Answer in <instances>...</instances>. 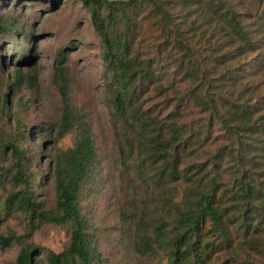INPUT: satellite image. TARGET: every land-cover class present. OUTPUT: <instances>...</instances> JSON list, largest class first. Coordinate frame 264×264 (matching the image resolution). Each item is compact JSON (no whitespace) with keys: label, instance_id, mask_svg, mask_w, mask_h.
I'll use <instances>...</instances> for the list:
<instances>
[{"label":"trees","instance_id":"16d2710c","mask_svg":"<svg viewBox=\"0 0 264 264\" xmlns=\"http://www.w3.org/2000/svg\"><path fill=\"white\" fill-rule=\"evenodd\" d=\"M16 1L23 6L25 0ZM77 1L101 43L109 103L124 127L119 151L136 158L153 189L170 194L171 185H185L179 203L171 195V217L147 224V216H138L146 227L139 228L137 251L160 264H264V94L243 65L233 66L249 55L262 57L264 39L252 16L240 12L239 0ZM6 7L4 0L0 8ZM171 8L183 12L176 16ZM14 28L11 18L0 17V40L15 36L19 66L30 59L27 45L34 40ZM64 52L61 61L67 59ZM25 80L17 68L1 96V113L8 110L10 91ZM28 82L34 86L35 78ZM195 111L201 115L187 125L185 112ZM216 123L225 130L224 141L209 155ZM22 127L19 119L14 129L0 127V186L11 188L0 221L23 216L25 233L0 234V247H19L16 264H100L92 226L82 213V196L97 164L90 123L64 97L58 137L73 135L74 143L55 157L50 208L32 187L39 175L28 168L32 158L21 144L27 140ZM8 151L11 164L2 166ZM194 157L200 161L182 169ZM47 225L68 227L69 241L62 252L38 259L43 249L31 240ZM240 251L249 260L240 262ZM227 255L232 259L221 262Z\"/></svg>","mask_w":264,"mask_h":264},{"label":"rangeland","instance_id":"374dc122","mask_svg":"<svg viewBox=\"0 0 264 264\" xmlns=\"http://www.w3.org/2000/svg\"><path fill=\"white\" fill-rule=\"evenodd\" d=\"M6 1L10 7L0 8V17L4 15L5 18H11L16 31L33 34L34 42H30V47L27 45L26 57L30 59L17 66L22 59L20 49L16 48L18 42L15 36H4L5 43L0 40V102L1 96L12 86L11 78L17 68L22 69L26 77L21 86L10 91L8 110L4 113H1L0 103V127L14 129L18 119L23 124L21 135L27 140H21V144L32 158L28 168L39 175L32 187L47 208L53 206L55 157L59 150H67L74 143L73 135L61 139L58 137L64 97L67 96L71 107L90 123L96 144L97 164L82 196V213L92 226L100 264H160L159 260L144 257L136 249L139 228L146 227L139 225L138 216H147V224L152 219L171 217L168 203L171 195L174 193L175 201L179 203L183 199L185 185H171L170 194L166 190L153 189L146 179V176L150 177L149 174L142 175L139 172L136 158L129 152L119 151L118 138L124 127L113 114L109 103L101 43L89 13L77 0H25L23 6H17L16 0ZM260 1L239 0L238 9L242 14L252 16L254 29L260 28L257 30L262 31L259 37L264 39V3ZM1 2L4 3V0ZM171 11L176 16L183 12L175 8H171ZM198 36L196 41L201 37L200 34ZM18 41L20 43V39ZM62 51H65L67 59L61 61ZM12 54H16L13 60ZM261 55L243 57L233 66L243 65L246 74L264 94V49ZM61 68L64 71H60ZM30 76L35 78L34 86L28 82ZM62 86L66 87L65 96ZM180 87L183 90L185 85ZM185 114L187 125L201 115L199 111ZM216 125L212 137L208 138L209 155L224 141L225 130L219 124ZM200 157L201 160L206 159L207 155ZM11 161V152L8 151L3 155L1 164L7 167ZM198 161V157L188 158L182 169ZM227 165L225 163L220 167L221 173L225 172ZM10 189V184L0 186V211ZM24 225L23 216L3 217L0 234L15 232L22 236L25 233ZM151 234L152 231L149 236ZM69 235L68 227H43L31 240L43 249L38 259L44 258L48 251L62 252L68 244ZM18 252V246L0 247V264H16ZM239 258H242L240 262L249 260L248 253L240 251ZM230 259L232 256L227 255L222 257L221 262Z\"/></svg>","mask_w":264,"mask_h":264}]
</instances>
